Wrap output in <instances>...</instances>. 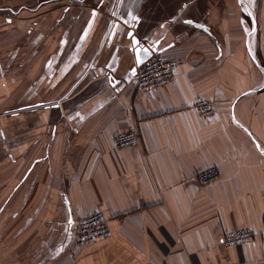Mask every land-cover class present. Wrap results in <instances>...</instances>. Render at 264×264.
<instances>
[{"label":"crops","instance_id":"crops-1","mask_svg":"<svg viewBox=\"0 0 264 264\" xmlns=\"http://www.w3.org/2000/svg\"><path fill=\"white\" fill-rule=\"evenodd\" d=\"M32 11L0 15V264H264V0ZM136 40L179 61L174 84L137 89ZM98 210L110 235L78 246ZM242 227L252 242L221 244Z\"/></svg>","mask_w":264,"mask_h":264},{"label":"built area","instance_id":"built-area-1","mask_svg":"<svg viewBox=\"0 0 264 264\" xmlns=\"http://www.w3.org/2000/svg\"><path fill=\"white\" fill-rule=\"evenodd\" d=\"M179 61L167 58L158 50L151 53L149 59L134 71V80L137 89L143 92L152 91L161 87L174 84L178 78ZM194 108L200 117L207 118L215 111L214 106L207 99L199 98L194 103ZM139 142V135L134 131H124L113 138L115 149L134 147ZM219 176L216 167H208L196 174V179L201 184L215 181ZM110 235L108 217L101 210L90 213L76 222V243L85 246L95 241L105 239ZM256 238V231L252 228L242 227L227 233L221 244L230 247L252 242Z\"/></svg>","mask_w":264,"mask_h":264},{"label":"rangeland","instance_id":"rangeland-1","mask_svg":"<svg viewBox=\"0 0 264 264\" xmlns=\"http://www.w3.org/2000/svg\"><path fill=\"white\" fill-rule=\"evenodd\" d=\"M35 1V2H34ZM66 3H71V2H84L85 0H65ZM242 3L244 2V0H241ZM37 2V0H0V15H7V16H13V17H17L23 14L22 18L27 19V23H30L32 21L33 15L35 13H33V4H35ZM3 3V4H2ZM14 4V7H12L11 5ZM18 5V6H15ZM42 6V5H41ZM40 6V10L42 11V7ZM17 8V9H14ZM114 8V7H113ZM114 11H117V7H115L113 9ZM249 12L250 9H247ZM247 11V12H248ZM248 12V14H249ZM219 171V170H218ZM209 184V183H208Z\"/></svg>","mask_w":264,"mask_h":264},{"label":"water","instance_id":"water-1","mask_svg":"<svg viewBox=\"0 0 264 264\" xmlns=\"http://www.w3.org/2000/svg\"><path fill=\"white\" fill-rule=\"evenodd\" d=\"M136 26V25H135ZM133 31H131L129 34H128V37L131 38L133 36ZM142 42L140 43V40H136V44L135 45V52L137 54V67L141 66L144 62H146L149 57L151 56V52L149 51V48L145 47V46H142ZM141 46V47H139Z\"/></svg>","mask_w":264,"mask_h":264}]
</instances>
